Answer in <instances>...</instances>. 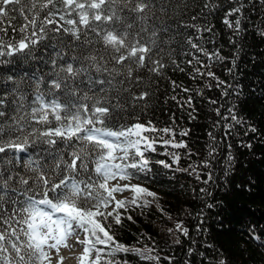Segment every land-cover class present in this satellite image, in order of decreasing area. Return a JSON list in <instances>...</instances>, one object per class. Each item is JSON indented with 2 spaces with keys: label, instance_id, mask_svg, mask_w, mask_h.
Masks as SVG:
<instances>
[{
  "label": "snow or ice",
  "instance_id": "snow-or-ice-1",
  "mask_svg": "<svg viewBox=\"0 0 264 264\" xmlns=\"http://www.w3.org/2000/svg\"><path fill=\"white\" fill-rule=\"evenodd\" d=\"M228 2L223 23L238 36L245 4L242 0ZM155 6L154 0H0V57L21 55L31 60L37 58L43 41L49 42L45 50L52 47L47 74L37 76L34 71L27 79L21 76L19 83L15 75L6 79L0 76V84L6 89L0 93V264H65L67 259H75L76 264H129L127 259H117L118 254L152 264H161L162 260L171 264V257L159 255L155 242L143 247L126 245L119 242L114 231L125 220L135 223L131 211L143 213L153 205L172 219L161 206L158 193L132 181L151 173L153 162L148 153L156 152L158 143L188 148L185 141L176 140L172 126L157 128L151 120H137L130 125L113 123L118 111L150 97L147 88L133 91L143 84L142 73L162 79L168 67L162 57V34L168 30L146 26L148 12ZM217 7L212 0H205L202 11ZM21 19L17 27L14 21ZM190 27L197 33L213 31L210 25ZM9 30L16 35L10 36ZM260 34L264 36V29ZM62 36L73 42L71 53L62 50ZM198 40L191 35L187 38L195 53L208 60L227 59L219 49L209 51ZM97 44L101 48L97 49ZM78 48L83 51L77 52ZM195 53H185L192 57L187 61L189 65H199L192 69L196 74L192 78L210 77L222 89L221 95L228 96V89L236 86L216 76L211 65ZM171 63L176 70L184 71L175 59ZM232 64L229 73L234 70L235 59ZM170 84L173 93L179 89L185 94L179 98L174 94L170 99L186 108L190 119H196L193 96L188 95L192 89L175 80ZM125 93L129 94L127 101ZM196 95L202 96L203 92L197 91ZM208 102L218 104L216 99ZM220 107L213 109L219 118L213 127L222 128L226 142L232 129L243 121L234 107L225 109L227 115ZM250 131L256 129L250 127ZM179 135L187 137L189 130L182 129ZM208 136L207 155L214 157L219 147L217 137L213 132ZM227 147L225 176L235 161L232 145ZM166 155L171 156V162L155 163L166 169L179 165V154ZM201 166L211 167L208 158L200 165L177 170L195 174L200 180ZM209 181H213L211 172L203 183ZM126 192L131 195H124ZM200 192L206 193L207 189L201 188ZM213 206L207 204L208 208ZM167 233H178L174 242L179 244V237H188L189 230L182 220H175ZM63 250L70 255H63ZM218 264L226 261L220 259Z\"/></svg>",
  "mask_w": 264,
  "mask_h": 264
},
{
  "label": "trees",
  "instance_id": "trees-1",
  "mask_svg": "<svg viewBox=\"0 0 264 264\" xmlns=\"http://www.w3.org/2000/svg\"><path fill=\"white\" fill-rule=\"evenodd\" d=\"M212 2L219 7L202 11L205 0H154L156 6L148 12L146 26L168 30L162 34L165 40L162 57L168 67L162 79L146 71L142 73L144 82L133 88V91L147 88L150 97L147 101L118 111L113 123L130 125L137 120H151L157 128L172 126L176 140L185 141L188 148L177 149L158 143L156 152L148 153L153 162L151 173L147 177L141 175L140 180H136L159 194L161 206L172 219L162 215L153 205L144 209L143 213L140 210L131 211L135 223L125 220L114 231L119 242L126 245L143 247L155 242L159 255L171 257V264H218L220 259H224L226 264H264V36L260 34L264 29V0H242L245 8L242 31L238 36L223 23L225 11L230 7L228 0ZM162 8L164 11H161ZM193 16L197 17L196 20H192ZM21 22L22 19L14 21L17 27ZM193 24L200 28L210 25L213 31L197 33L195 28L190 27ZM9 35L16 34L9 30ZM189 35L194 41L199 37L198 42L209 51L219 49L220 55L227 59L208 60L204 55L195 53L187 43ZM4 39L8 40L9 36ZM59 39L67 45L63 48L62 44V50L71 53L73 42L67 36ZM93 39L96 38L93 36ZM231 41H235V45ZM48 43L43 41L36 53L37 58L31 60H25L21 55L0 57V61H7L0 63V76L6 79L8 75H15L19 83L21 76L27 79L34 71L37 76L41 72L47 74L46 62L52 52V47L45 50ZM96 48L101 46L97 44ZM76 51L81 52L83 49L78 48ZM186 52L195 53L201 61L211 65V71L216 76L236 87L228 89L229 95L225 97L221 95L222 89L217 88L216 81L210 77L197 76L193 79L196 74L192 69L199 65L195 62L189 65L187 61L192 57L185 55ZM172 59L184 68L183 72L175 69ZM233 59L235 67L229 73ZM172 80L192 89L188 95L193 96L196 119H190L188 110L170 99L174 94L178 98L185 95L179 89L176 93L171 91ZM207 84L212 87H207ZM21 87L27 85L21 84ZM5 90L4 85L0 84V93ZM197 91H202L203 95H196ZM128 95L124 94L125 101ZM209 99H216L218 104H209ZM230 106L234 107L243 122L232 129L231 136L225 142L222 128L213 127L219 119L213 109L220 107L221 112L227 115L225 109ZM250 127L256 131L251 132ZM182 129L189 130L187 137L179 135ZM209 132L214 133L219 145L214 157L207 155ZM169 138L164 136V139ZM228 144L232 145L235 161L225 176ZM247 144L252 147H246ZM166 153L179 154V165L166 169L155 163L157 160L171 162V156ZM205 158H208L211 167H198L200 180L196 179L195 174L177 170L187 168L190 164L200 165ZM208 172L213 174V181L205 184L203 180L207 179ZM201 188H206L207 192L201 193ZM207 204L214 206L208 208ZM175 220H182L189 230L188 237H179V244L174 242L178 233L173 236L167 233V228L174 227ZM253 235L258 238L254 239ZM121 258L127 259L129 264H152L132 255L118 254L117 259ZM161 264H168V261L162 260Z\"/></svg>",
  "mask_w": 264,
  "mask_h": 264
},
{
  "label": "rangeland",
  "instance_id": "rangeland-1",
  "mask_svg": "<svg viewBox=\"0 0 264 264\" xmlns=\"http://www.w3.org/2000/svg\"><path fill=\"white\" fill-rule=\"evenodd\" d=\"M132 182L133 183H140L139 181H136V180H133ZM121 183H123V182H121ZM124 195L130 196L131 194L126 192V193H124ZM117 198L119 199V198H121V196L118 195ZM62 254L65 255L66 257L70 255L67 250H63ZM65 264H76V261H75V259H67L65 261Z\"/></svg>",
  "mask_w": 264,
  "mask_h": 264
}]
</instances>
